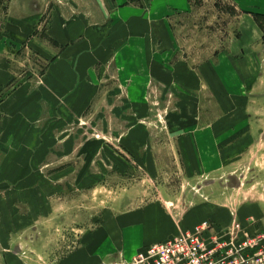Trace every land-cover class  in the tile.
<instances>
[{"label": "rangeland", "instance_id": "1", "mask_svg": "<svg viewBox=\"0 0 264 264\" xmlns=\"http://www.w3.org/2000/svg\"><path fill=\"white\" fill-rule=\"evenodd\" d=\"M136 2L0 0V264H131L205 220L264 248V12ZM130 13L150 27L126 35ZM248 13L262 34L243 44ZM76 20L110 34L99 90L56 116L32 98L60 50L54 21Z\"/></svg>", "mask_w": 264, "mask_h": 264}, {"label": "crops", "instance_id": "2", "mask_svg": "<svg viewBox=\"0 0 264 264\" xmlns=\"http://www.w3.org/2000/svg\"><path fill=\"white\" fill-rule=\"evenodd\" d=\"M115 1L124 3L122 7L118 8L117 12H121L122 10L125 12H128L129 10L132 11V5L137 3L136 0ZM175 1L177 3H182L183 5L186 0ZM234 1L239 6L248 4L251 5L252 8L257 9L262 13L264 12V0ZM134 6H136V4ZM135 9L136 8L134 7V10ZM248 15L250 16V23L248 25L254 34L252 39H249L246 36V38H244L243 36V44L255 43L262 34V29L254 19L253 14L248 13ZM129 16H131L130 22L132 23H128L129 21H126L124 23H119L118 25L120 29L127 27L131 28V30L125 31L126 35H132V28L135 26V24L144 27L145 23L146 28L150 27L148 21L145 22L140 16L137 18H132V13H130ZM54 24L55 28H58V30H54L55 32L50 30V37L53 39L54 46L58 48L60 47V50L57 51L56 57L52 58L50 64L43 73L42 76L44 78V83L40 86L38 93L33 95L32 99L46 102L47 106L49 105V107L52 109L51 112H54L56 116L64 115L65 113L67 114L70 109L71 111L78 109L77 111L80 110V112H83L86 109L92 108L97 91L99 90V78L93 73L92 70L95 64L93 62L96 59L95 56L98 54L101 55L100 52L102 50L106 52V47L100 43L103 42L102 38H105V36H109L110 34L108 32L105 34V36H100V31L95 32V29H92L90 25L81 20H76L74 24L71 22V24H67L66 26L63 25V22L59 26L56 25L57 22L55 21ZM160 24H162V22L157 23V25ZM90 56L92 59L91 61L89 58ZM0 75H3L4 80H6L5 77L8 76V74L3 70L0 71ZM4 83L5 81H3L0 86L5 85ZM14 92L15 97L17 92L15 90ZM14 97H12V100L15 102ZM24 99L27 98L22 95H18L16 103L19 104L21 101H25ZM16 103L14 105H16ZM29 104L31 105L33 103L29 102ZM61 107L64 109H61ZM200 222L185 229H192ZM211 223L214 222L211 221ZM214 224L218 228H224L221 226L219 227L216 223ZM143 249L141 248L138 252L142 251Z\"/></svg>", "mask_w": 264, "mask_h": 264}, {"label": "built area", "instance_id": "3", "mask_svg": "<svg viewBox=\"0 0 264 264\" xmlns=\"http://www.w3.org/2000/svg\"><path fill=\"white\" fill-rule=\"evenodd\" d=\"M238 226L202 221L192 229L146 246L131 264H264L260 237L239 235Z\"/></svg>", "mask_w": 264, "mask_h": 264}, {"label": "trees", "instance_id": "4", "mask_svg": "<svg viewBox=\"0 0 264 264\" xmlns=\"http://www.w3.org/2000/svg\"><path fill=\"white\" fill-rule=\"evenodd\" d=\"M263 17V15H256V18H261Z\"/></svg>", "mask_w": 264, "mask_h": 264}]
</instances>
